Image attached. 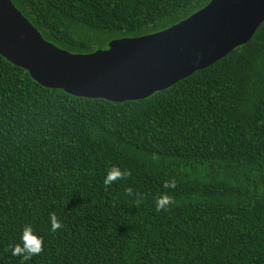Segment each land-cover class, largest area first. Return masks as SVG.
Returning <instances> with one entry per match:
<instances>
[{"label":"trees","instance_id":"trees-1","mask_svg":"<svg viewBox=\"0 0 264 264\" xmlns=\"http://www.w3.org/2000/svg\"><path fill=\"white\" fill-rule=\"evenodd\" d=\"M12 1L74 53L210 2ZM113 166L131 175L106 187ZM164 193L175 203L157 211ZM26 225L44 250L23 261L10 245ZM0 264H264V21L213 64L121 101L46 86L0 53Z\"/></svg>","mask_w":264,"mask_h":264},{"label":"water","instance_id":"water-1","mask_svg":"<svg viewBox=\"0 0 264 264\" xmlns=\"http://www.w3.org/2000/svg\"><path fill=\"white\" fill-rule=\"evenodd\" d=\"M263 21L264 0H210L161 31L74 53L46 40L12 0H0V53L46 86L112 100L104 95L120 80L158 91L213 64L249 40ZM135 87L129 82L127 91ZM142 94L138 97L151 95ZM130 96L123 100L136 95Z\"/></svg>","mask_w":264,"mask_h":264},{"label":"clouds","instance_id":"clouds-1","mask_svg":"<svg viewBox=\"0 0 264 264\" xmlns=\"http://www.w3.org/2000/svg\"><path fill=\"white\" fill-rule=\"evenodd\" d=\"M131 175V172L128 170H121L120 168L113 166L111 169L108 170L105 179L103 181L106 187L111 186L117 180L126 179ZM164 189H175L176 182L175 180L172 181H165L163 184ZM129 195H131V189H128ZM175 200L172 196L164 193L157 197L156 199V210L157 211H167L169 206L173 205ZM140 201H136V205L139 206ZM50 223L51 229L50 231L55 233L64 225L59 221L55 214L50 215ZM11 254L14 256H19L22 258L23 261L30 260L33 256L39 255L44 250L43 239L38 236L34 231L31 225H26L23 229L20 243H16L10 245Z\"/></svg>","mask_w":264,"mask_h":264},{"label":"rangeland","instance_id":"rangeland-1","mask_svg":"<svg viewBox=\"0 0 264 264\" xmlns=\"http://www.w3.org/2000/svg\"><path fill=\"white\" fill-rule=\"evenodd\" d=\"M117 38L115 36V34H109L107 36H105V38H103L104 42H109L114 39ZM110 39V41H109ZM129 82H132L136 85L135 89H133L132 91H127V88L129 89ZM138 89L144 90L145 92H142ZM157 90L156 88L151 89L149 88L147 85L142 84L140 82L137 81H128V80H120L117 83H114L113 85H109V90L105 93L104 96L111 98L112 100H123L125 97L129 95H131L130 97L135 96V98H139V95H143L144 94H152L155 93ZM159 91V90H158ZM123 92V94H122ZM130 92H132L134 95L130 94Z\"/></svg>","mask_w":264,"mask_h":264}]
</instances>
